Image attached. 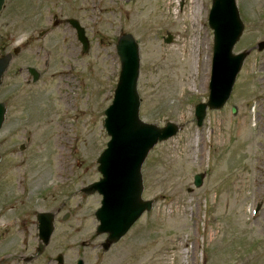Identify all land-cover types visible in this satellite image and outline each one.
Instances as JSON below:
<instances>
[{
    "label": "rangeland",
    "instance_id": "rangeland-1",
    "mask_svg": "<svg viewBox=\"0 0 264 264\" xmlns=\"http://www.w3.org/2000/svg\"><path fill=\"white\" fill-rule=\"evenodd\" d=\"M236 3L244 31L233 52L249 54L223 107L206 110L197 127L193 111L207 100L211 69L210 0H6L0 55L13 48L18 53L0 86L7 109L0 129L4 201L21 198L29 185L26 208L49 209L54 206L36 196L59 185L57 177L75 174L77 186L99 178L95 160L109 139L103 114L117 83L120 35L130 34L139 48V118L179 126L145 159L142 198L152 207L121 240L105 252L98 247L105 238L95 234L99 196L82 199L79 211L76 201H68L72 217L56 226L33 264H51L58 254L62 264H264V48L257 49L264 43V0ZM68 18L83 29L87 53L64 23ZM166 34L170 44L163 42ZM194 37L197 50L188 67L181 52L184 45L186 52L193 49ZM27 67L38 72L37 82ZM195 175L203 176L199 188ZM16 217L14 210L0 213V228ZM19 225L0 251L16 252L27 239L24 254L33 255V218L25 228Z\"/></svg>",
    "mask_w": 264,
    "mask_h": 264
},
{
    "label": "water",
    "instance_id": "water-1",
    "mask_svg": "<svg viewBox=\"0 0 264 264\" xmlns=\"http://www.w3.org/2000/svg\"><path fill=\"white\" fill-rule=\"evenodd\" d=\"M0 0V8L2 5ZM75 28L77 40L82 52L88 51V41L83 29L77 22L70 20ZM208 26L213 31L212 69L207 102L198 104L194 109L197 126H201L206 110H219L227 101L235 78L248 56L249 52L233 53L235 44L242 35L244 26L240 20L235 0H211L208 13ZM172 37L167 34L163 40L168 44ZM264 43H259L257 49L261 51ZM119 59L120 71L113 99L104 112L103 128L109 137L105 149L96 159L97 172L100 179L87 187L86 194L98 193L102 199L100 207L95 212L98 222L96 234L106 235L101 244L102 251H107L111 245L117 243L144 212H149L152 201L142 199L141 167L157 143L174 137L179 126L166 123L163 127L142 121L139 118V97L136 90L139 73L138 44L130 34L121 35L115 45ZM18 50L13 54L17 55ZM12 54L0 57V85ZM28 72L37 79L33 69ZM235 107L232 114H235ZM5 107L0 103V127L4 120ZM202 175H196L193 185L201 186ZM38 238L47 244L53 231L51 217L47 214L37 215ZM77 264H82L78 261Z\"/></svg>",
    "mask_w": 264,
    "mask_h": 264
},
{
    "label": "flooded vegetation",
    "instance_id": "flooded-vegetation-1",
    "mask_svg": "<svg viewBox=\"0 0 264 264\" xmlns=\"http://www.w3.org/2000/svg\"><path fill=\"white\" fill-rule=\"evenodd\" d=\"M5 5H6V0L2 1V5L0 8V16H2L3 11L5 10ZM0 148H1V144H0ZM23 148L24 150V146H19L18 150ZM59 175V174H58ZM75 174H67L66 176L63 177H57L58 180H61L59 182V185L54 186V188H52V191H48V190H43L38 192L37 196H36V201H41L42 203H44V206L49 205V207L52 205L54 206L53 208H49V209H41L40 211H31L30 209L26 208V203L25 200L27 199L26 196L31 194V190L28 187L29 185H27V187L24 190H21V198L20 197H10L8 200L4 201L5 198L7 199V197L5 196H1L0 198V213H4L6 211H12L14 210L15 216L19 217V221L15 219L12 220L10 223H8L7 225L3 226L2 228H0V246L1 243L5 240V238L9 235L12 226L16 223L19 222L21 225H19L18 227L20 228H25L26 225L28 224V221H30L31 218H33V223L35 224V229H36V234L38 232L37 227H38V223H37V215L39 214H47L51 217V221L52 224L54 225V230L56 228L57 225L61 224H67V222L70 220V218L72 217V213L73 211L71 210H66V202L68 201H76V210L78 209V211L81 209L80 208V204L82 199L86 198V197H90L87 196L84 193V189L86 187H88L89 185H91L92 183L98 181L99 178H97V180H93L89 183H86L84 185H81L80 183L77 186V178H74ZM62 192L67 193V195H63L62 197L61 194ZM97 195V194H95ZM98 196V195H97ZM65 199V200H62ZM79 199V200H77ZM22 202V204H21ZM18 212L20 213V215L18 214ZM33 212V213H31ZM31 213V214H28ZM16 217V218H17ZM24 217H29L30 219L28 221L25 220ZM32 223V221H31ZM33 226V225H32ZM18 228H16L17 230ZM54 230L52 231V234L54 232ZM51 234V235H52ZM51 239V237H50ZM50 239L48 241L47 244H42L39 241L38 238V234H37V243L38 245L35 248H32L34 251V254H24V250H28L29 246L27 239L23 240V243L21 244V249H19L18 251L14 252V251H10L11 253H5L0 251V264H4L5 260L9 261V264H33V262L35 261L36 255L41 252V250L43 248H46V246H48ZM42 246V247H41ZM9 252V251H6ZM60 253V252H59ZM58 254V253H57ZM45 259H49V256L45 257ZM78 260L81 259H76L75 260V264L78 262ZM63 261V257L61 254L56 255L55 257L52 258L51 264H62Z\"/></svg>",
    "mask_w": 264,
    "mask_h": 264
},
{
    "label": "bare ground",
    "instance_id": "bare-ground-1",
    "mask_svg": "<svg viewBox=\"0 0 264 264\" xmlns=\"http://www.w3.org/2000/svg\"><path fill=\"white\" fill-rule=\"evenodd\" d=\"M195 7H196V10H197L196 12H198L200 10L198 2H197V4H195ZM191 46H192L193 49H195L194 51H193V49H190V45L188 47L187 52L184 50L185 45L182 47L183 51L181 52V54L182 53L185 54V59L184 58L183 59L180 58V60L183 61L184 63H186V64L188 63V67H190L189 64L193 61L192 57L194 56V53L197 50V38L196 37H194L193 41L191 42ZM171 56L175 57V58L178 57L179 56L178 51L173 52L171 54Z\"/></svg>",
    "mask_w": 264,
    "mask_h": 264
}]
</instances>
